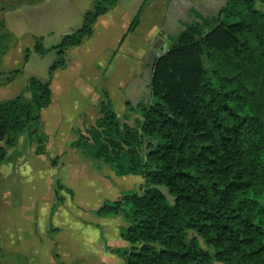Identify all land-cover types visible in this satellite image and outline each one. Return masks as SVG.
<instances>
[{
  "label": "trees",
  "instance_id": "1",
  "mask_svg": "<svg viewBox=\"0 0 264 264\" xmlns=\"http://www.w3.org/2000/svg\"><path fill=\"white\" fill-rule=\"evenodd\" d=\"M256 1L264 6V0H226L214 14L190 10L195 17L182 22L166 51L153 59L151 101L126 100L121 122L102 90L99 116L75 130L70 147L117 176L143 178L139 190H125L95 210L101 217L121 215L126 223L119 235L129 246L108 248L124 264H264V11ZM116 2L97 0L81 25L50 48L35 38L32 51L54 49L56 59L45 80L30 76L24 92L0 101V162L23 132L34 154H46L40 112L51 100L50 76L66 66L67 50L90 36L94 22ZM8 37L0 35V53ZM134 113L131 127L127 120ZM57 159L50 158L51 164ZM62 189L56 181L50 231L56 230L52 216ZM189 231L195 236L189 238ZM198 236L213 252L201 248Z\"/></svg>",
  "mask_w": 264,
  "mask_h": 264
},
{
  "label": "crops",
  "instance_id": "2",
  "mask_svg": "<svg viewBox=\"0 0 264 264\" xmlns=\"http://www.w3.org/2000/svg\"><path fill=\"white\" fill-rule=\"evenodd\" d=\"M36 1L22 0V3L29 4ZM74 1L78 4L76 21H79L80 24L84 13L90 10L97 0ZM142 1L117 0L111 9L94 22L92 34L84 38L79 45L67 50L66 66L52 72L50 76L51 100L48 106L40 112L41 128L48 138L46 154H34L33 146L29 143L28 135L25 132L19 133L15 145L6 149L4 159L0 162V249H4L6 246L16 255L21 252V258L17 262L22 264H68L59 253L61 247L67 245L63 241L65 237L61 236L65 232L73 234L72 236H77L81 240L80 243L78 240L79 244L73 245L72 248L78 247L79 259H83L82 264H124L123 260L108 248L129 246L128 242L119 235V228L125 226L126 223L121 215L101 217L95 214V210L103 201L114 200L123 191L115 194L113 199L98 200L96 205L98 207L90 209V205L85 203L87 201L84 202L77 195L78 178L86 177L87 174L81 173L74 160L77 155H80L94 163L102 162L86 156L79 149L70 147L69 144L75 138V130H85L99 116L98 105L102 99V90L108 92L112 105L113 97L110 87L113 90H120V88H125L124 85L132 82L131 90L133 92L140 90L145 79L142 67L146 52L154 48L166 49L169 36L182 29V22L190 21L195 17L188 16L190 10L193 9L202 15H210L211 10L217 9L218 11L226 2V0H149L144 4L139 23L132 31L127 32ZM19 3L12 1L10 4H5L0 0V35L3 33L9 35L5 50L0 53V59L8 52L17 32L21 31L24 26L25 19L21 17L24 12L16 9ZM16 10L20 13L15 17L11 27L10 22L7 21L8 15L12 12L11 17ZM64 19L65 22L67 16ZM65 25L68 27H64L66 29L59 32L60 37L77 29L73 25ZM49 34L45 32L35 35L34 40L36 37H42L44 46L45 38ZM33 44L34 41L31 46L18 44L15 55L16 58H21L23 63L21 68L10 69L6 64L0 67V74H7L5 79L0 82V101L13 98L24 92L27 79L30 76L40 80L47 78L41 79L34 73L25 72L26 63L33 52ZM26 49H29L30 52L27 59L24 60ZM50 50L52 49H49L45 54ZM142 50H146L145 54L142 53ZM109 68L112 72L107 79L105 76ZM14 70L18 71L12 75L9 81H6L9 73ZM147 78L150 79V75ZM147 83H149L148 80ZM128 91L121 90L120 102L124 103L127 100L135 105L136 103L127 96ZM125 109L124 104L121 113ZM3 145V141H0V146ZM56 156L58 159L52 165L50 158ZM108 169L110 170V168ZM89 175L97 183L98 189L100 188L102 191L109 189L114 182L110 179L109 174L106 179L94 171ZM140 178L139 175L126 177L129 180L139 181ZM56 181H59L64 187L59 191L63 201L52 216V226L56 230L50 231V212L55 202ZM91 183L93 185V182ZM46 189H50L52 193H49L47 199L44 200L41 194ZM66 189L70 190L71 194ZM86 190H91L88 183ZM91 191L94 192V188ZM64 207L65 211L62 214L61 210ZM30 209H33L36 215H39L37 211L43 210V221L39 220L41 228L36 226L37 222L32 226L26 222V215L28 216ZM92 211L97 218L88 215ZM65 215L68 217L64 218ZM46 218L47 220H45ZM102 223L112 225L111 239L107 238L102 230ZM84 248H87V252L83 250ZM2 254H4V250L1 252V256ZM16 263L11 261V264Z\"/></svg>",
  "mask_w": 264,
  "mask_h": 264
},
{
  "label": "rangeland",
  "instance_id": "3",
  "mask_svg": "<svg viewBox=\"0 0 264 264\" xmlns=\"http://www.w3.org/2000/svg\"><path fill=\"white\" fill-rule=\"evenodd\" d=\"M5 4H10L12 1L19 3V6H16V9H18L20 12H24V14L21 15L22 18L25 19L24 26L22 30L18 31L15 37V40H13V43L11 44V47H9L8 52L0 59V67L4 64L8 65V68L10 69L13 68H21L23 66V63L21 61V58L18 59L16 58L15 51L18 47V44L21 43L22 45L25 46H31V44L34 41V36L39 35L41 33L48 32L50 33L48 36H46L45 41H44V46L50 47L51 45L57 44L61 37L59 35V32L62 31V29H66L64 27H68L65 24L73 25V27L78 28L81 25V22L79 24V21H76L77 17V5L74 0H39L33 3L27 4V2H23L22 0L17 1V0H1ZM215 7V6H214ZM255 7L258 9H261L264 11V6L259 2H255ZM214 9V8H210ZM10 10V9H9ZM212 13H216L217 9L211 10ZM17 10L13 13L14 15H11V13L8 15L7 21L10 22V25L12 27L13 22L15 17L20 13ZM24 15V16H23ZM67 16L66 23L64 22V18ZM70 29V28H69ZM52 32V33H51ZM167 49V48H166ZM166 49L160 48V49H149L147 52L146 50H142V53L146 55L143 59V80L140 90L137 92H133L131 90L132 87V82L131 84L127 83L123 87L125 88H120V90H113L110 87L112 97H113V107L115 112L117 113L120 121H124L122 118L121 109L124 108V103L120 102V96L119 94L121 93V90L125 89L129 90L127 93V96L134 101L135 103L143 101V102H149L151 101V94L149 90V85L147 83V78L150 75L151 71V64L153 62L154 57H157L164 53ZM55 58V52L54 50H50L47 54L44 56H39L36 52H32L29 56V59L26 63L25 67V72L26 73H34L36 74L37 77H40L41 79H45L47 77V68L48 66L52 63V61ZM19 60V62H18ZM138 66V64H137ZM112 70L109 68L106 78L108 79L111 75ZM7 74H0V82H2ZM26 79V78H24ZM126 108V107H125ZM126 110V109H125ZM137 116V114H131L129 119L127 120L128 124H130L131 127H135L134 124V118ZM143 149H141V152L143 153L144 150V145L142 146ZM75 164H77L81 170V173L86 175V177H79L78 178V184H76V191L78 197L82 198V200L85 202L87 205H90V209L96 208L98 206L97 202L100 199H113L114 195L117 193H121L124 190L128 189H137L139 190V186L143 183V178L140 176V181L139 180H129L126 179L128 176H115L114 172L109 170L108 166L99 163L96 161L95 163L93 161H89L85 159L84 157L77 155L75 157ZM95 172L96 174L100 175L101 177L105 178L107 177V174H109L110 179H112V185L110 186L109 189H106L105 191H102V189H98L97 183H95L92 180V177L89 175L92 172ZM114 176V179H113ZM93 182V185L92 183ZM89 184L90 189L92 190L94 188V192L91 190L87 191L86 190V184ZM52 193L50 192V189H46L41 195L44 197V200L47 199L48 194ZM67 209V205H66ZM37 211V210H36ZM65 211V207L61 210V213L63 214ZM12 213V211H11ZM37 214H35V211L33 209L29 210L28 216L26 215V222L32 226L33 224L38 225L39 228H41V225L39 223V220H42V216L44 214L43 210L37 211ZM1 215V214H0ZM88 215L90 217H96L95 214L92 212H89ZM68 217L67 215L64 216V218ZM97 218V217H96ZM40 220V222H41ZM47 220V218L45 219ZM44 220V221H45ZM43 221V220H42ZM102 230L104 231L105 235L107 238L111 239V234L113 231V227L109 223H102ZM69 232V231H67ZM73 234H66L65 232L62 233L61 236L65 237L63 241L66 242L67 245H63L59 251L61 257L63 260H65L68 264H82V260L79 259L80 252L78 253L77 248H72V246H77L81 242V240L76 236H72ZM195 234L193 231L188 232V237L192 238L194 237ZM199 245L201 248L209 250L210 252H213L212 248L208 246L205 241L201 237L196 238ZM79 240V243H78ZM1 242V241H0ZM5 245V244H4ZM4 250V254H2L0 264H11V261L17 262L19 261L18 259L21 258L20 254L21 252L16 255L14 252H11L9 248L4 246V249H0V252ZM85 252H87V248L83 249ZM74 253V254H73ZM82 255V254H81ZM16 264H22L21 262H17Z\"/></svg>",
  "mask_w": 264,
  "mask_h": 264
},
{
  "label": "water",
  "instance_id": "4",
  "mask_svg": "<svg viewBox=\"0 0 264 264\" xmlns=\"http://www.w3.org/2000/svg\"><path fill=\"white\" fill-rule=\"evenodd\" d=\"M167 41H168V39H167Z\"/></svg>",
  "mask_w": 264,
  "mask_h": 264
}]
</instances>
